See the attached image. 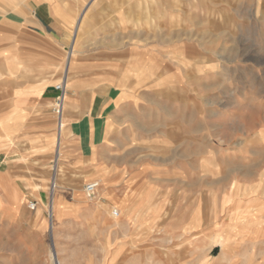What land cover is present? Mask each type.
<instances>
[{"label":"rangeland","instance_id":"1","mask_svg":"<svg viewBox=\"0 0 264 264\" xmlns=\"http://www.w3.org/2000/svg\"><path fill=\"white\" fill-rule=\"evenodd\" d=\"M140 25L115 60L128 102L80 165L53 101L51 163L0 209V264H264V0H149Z\"/></svg>","mask_w":264,"mask_h":264},{"label":"crops","instance_id":"2","mask_svg":"<svg viewBox=\"0 0 264 264\" xmlns=\"http://www.w3.org/2000/svg\"><path fill=\"white\" fill-rule=\"evenodd\" d=\"M148 1L0 0L3 212L15 215L20 194H30L24 184L38 179L35 168L50 166L55 142L51 106L61 74L67 72L62 117L71 165L92 157L110 133L119 117L117 101L128 102L114 75L116 56L126 49L132 53L133 44H124L128 39L138 35L142 40L146 29L132 25L146 23Z\"/></svg>","mask_w":264,"mask_h":264},{"label":"built area","instance_id":"3","mask_svg":"<svg viewBox=\"0 0 264 264\" xmlns=\"http://www.w3.org/2000/svg\"><path fill=\"white\" fill-rule=\"evenodd\" d=\"M55 89L58 91V95L54 99V103L52 106V111L55 113L56 118L58 120V124L60 126V119L63 112V102H64V80H62L60 83L55 85ZM98 187L97 181H90L85 185V191L88 196H91L95 193L96 189ZM33 206V204H31ZM115 213V212H113Z\"/></svg>","mask_w":264,"mask_h":264},{"label":"bare ground","instance_id":"4","mask_svg":"<svg viewBox=\"0 0 264 264\" xmlns=\"http://www.w3.org/2000/svg\"><path fill=\"white\" fill-rule=\"evenodd\" d=\"M72 52V51H71ZM67 57H68V55H67ZM69 58V57H68ZM67 68V67H66ZM66 72V71H65ZM67 73V72H66ZM65 73V74H66ZM66 76V75H65ZM66 79V78H65ZM60 126H59V124H58V133H59V135H61V132L63 131V120H62V116H61V119H60ZM54 188H55V177L53 178V180H52V183H51V193L53 194V192H54ZM52 205H51V208H50V216L52 215Z\"/></svg>","mask_w":264,"mask_h":264}]
</instances>
